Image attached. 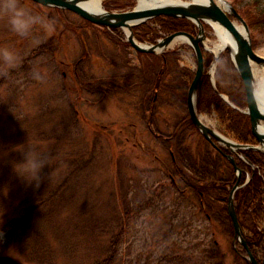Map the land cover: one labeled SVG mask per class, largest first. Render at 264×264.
<instances>
[{
	"label": "rangeland",
	"instance_id": "rangeland-1",
	"mask_svg": "<svg viewBox=\"0 0 264 264\" xmlns=\"http://www.w3.org/2000/svg\"><path fill=\"white\" fill-rule=\"evenodd\" d=\"M226 1L242 13L248 9L254 19L256 15L258 25L253 31L250 29L251 37L256 45L254 49L264 57V0ZM21 2L48 19L54 28L41 29L36 43L19 41L0 17V47L7 46L20 55L14 69L0 68V156H5L0 158V182L10 179L12 184L9 191L0 190V241L6 243L12 234V228L2 225L5 216L17 214L8 207L23 200L33 202L38 196H46L45 191L57 188L72 168L63 165V158L68 154L78 159L83 157L85 162L92 161L80 178L76 200L62 205L58 223L54 220L52 224L47 223L46 230L53 243L59 244L56 235L70 226L79 227L80 219L85 216L80 218L79 214L84 204L93 211L87 215L93 217L91 220H107V233L100 242L94 241L89 233L75 236L79 238L75 245L76 257L67 260L59 249L58 264H93L95 261L103 264H234L233 238L216 234L196 203L184 198L176 202L177 191L169 193L172 184L166 148L169 141H157L142 114L141 76L147 72V61L126 46L122 33L88 25L69 10L44 7L33 0ZM138 2L135 0L134 6L129 7L126 0H104L103 8L127 11ZM207 26L206 46L213 49L219 40L214 29ZM188 46L180 41L169 50H180L181 66L195 70V53ZM225 53L227 50L222 55ZM229 55L233 62L231 53ZM207 57L211 62L206 71L214 88L219 62L210 52H206ZM78 61L81 64L76 80L73 71ZM37 71L43 79L36 78ZM86 84L91 85L90 91L84 90ZM100 84L107 87L109 84L114 91L107 90L104 95L94 92L100 89ZM154 97L157 98L153 91L150 98ZM199 114L206 124L224 134L225 129L212 109ZM178 116L182 115L169 107V100L162 101L157 123L169 134ZM28 138L31 144L50 153L52 165L45 166V178L39 185L31 186L26 182L21 187L18 184L23 180L15 174L10 160L22 158V153L10 150H23L25 144L22 143ZM14 140L15 146L3 150L1 144ZM56 158L60 163L57 161L58 165L54 166ZM156 158L166 162V166ZM121 180L125 183L124 194H127L130 209L135 210L128 216L118 207L122 202L117 200V192L123 188ZM149 200L151 205L146 203ZM18 246L19 242L9 244L5 254L21 264H36L21 253ZM106 248L111 253H106Z\"/></svg>",
	"mask_w": 264,
	"mask_h": 264
},
{
	"label": "trees",
	"instance_id": "trees-1",
	"mask_svg": "<svg viewBox=\"0 0 264 264\" xmlns=\"http://www.w3.org/2000/svg\"><path fill=\"white\" fill-rule=\"evenodd\" d=\"M126 3L129 7H132L135 0H126ZM238 11L246 20L251 31L257 28L256 15L254 19L251 15L252 12L248 9L243 10V13L239 9ZM206 28H208L207 25ZM180 31L197 34L198 28L197 25L187 19L160 17L134 29L135 36L139 41L150 43H155L162 34L169 35ZM119 44L121 45L120 40H118ZM125 44L130 47L128 43ZM253 44L256 48L254 40ZM180 52V50L175 49L161 56L147 55L150 57L149 62L155 71L154 75H151V79L150 77L146 79L147 87L144 89L140 101L143 104L142 110L145 111L144 120L147 124L153 121V118L150 117V111L159 114L162 101L167 102L169 100V107L179 111L187 108V94L195 77V70L181 66ZM210 62L211 58L207 57L206 67ZM112 82H109V84L112 85ZM217 89L219 92L227 94L235 105L245 108L246 96L243 81L231 61L228 51L221 55L219 60ZM111 91L114 90L111 88ZM153 91L155 94L157 92L156 101L155 97L150 98ZM198 107L201 111L214 110L225 131L235 140L243 143H254L250 117L223 100L211 85L208 75L204 76L198 90ZM179 120H181L179 123L171 126L168 135L171 139L168 146H166L168 150L172 149L175 155V161L169 162L168 175L172 182L170 186L172 189L169 187V193L172 190L177 191V196L174 197L176 202L184 198L192 204L196 203L200 212L207 216L216 234L234 238V225L228 213V204L231 190L238 182V175L225 155L214 150L205 139L202 138L201 140V134L196 140L195 138L190 140L191 133L189 134L188 131L189 126L193 124L187 115ZM175 126L177 127L172 130ZM199 140L200 142L197 145L192 144ZM15 145L16 141L14 140L11 143L1 144V147L3 150H7ZM226 152L230 153L228 150ZM242 155L252 165L237 157V165L242 170L241 185L245 183L248 173L252 175V178L248 184L240 188L235 194L236 211L243 236L250 248L255 251L254 249L257 246L264 247V154L244 150ZM75 156H68L67 154L65 157L63 156L64 158L60 157V159L63 158V165L66 164L68 168H72L69 170L66 179L57 188L45 191L46 194L48 193L46 196H38L33 202L23 200L22 203L12 204L8 207L12 213L17 212V214L14 217L5 216L3 220L2 225L12 228V234L6 243L0 241V264H21L5 254L11 243L17 245L19 242L20 252L27 255L33 263L58 264L59 249L61 255L66 257L67 260L71 261L76 257L75 245L78 244L79 238L75 236L89 233L94 241L100 242L103 240L104 234L107 233V220H91L93 217H87V215H91L93 211L89 210L87 205L84 204L80 207L79 214L80 218L82 215L85 216L80 219L79 227L70 226L69 229L65 228L63 232L56 235L59 244L55 245L53 243L46 230L47 223L52 224L53 220L58 223L57 218H59V213L63 208L62 205L76 200L80 178L85 169L88 168L89 162L92 161L90 159L85 162L83 157L78 159ZM60 159L56 158L54 166L58 165L57 161L60 163ZM253 169L255 170L254 174H252ZM170 175L175 178V184ZM10 183V179L5 183L0 182V190L9 191L12 185ZM25 184L27 183L23 180L18 185L24 187ZM120 184L123 188L117 192V200H122V202L118 204V207L122 208L120 212L126 213L128 216L134 209H130V202L126 199L127 194H124L125 183L121 180ZM146 203L151 205L150 200ZM116 212H118L117 209ZM71 223L76 224L73 220H71ZM118 237H120V234ZM232 247L234 264H252L245 258L247 252L241 244H238V251L234 246ZM106 253H111V250L109 251L106 248ZM101 255H104V253L97 255V260H100ZM93 264H103V262L95 261Z\"/></svg>",
	"mask_w": 264,
	"mask_h": 264
},
{
	"label": "water",
	"instance_id": "water-1",
	"mask_svg": "<svg viewBox=\"0 0 264 264\" xmlns=\"http://www.w3.org/2000/svg\"><path fill=\"white\" fill-rule=\"evenodd\" d=\"M43 6L53 7L57 9L70 10L85 20L108 28L114 29H128L127 37L128 42L138 52L142 53H162L176 38H183L185 42L193 47L197 57V70L195 78L189 88L188 93V109L191 119L194 121L197 129H199L207 138H210L209 134H212L215 138H219V135L214 129H210L199 117L197 112V92L199 85L205 74V56L204 50L206 49L205 41L207 39L205 31V23L212 26L213 23H220L226 27L229 32L234 36L238 49L232 60L243 79L246 88V97L248 101V107L246 111H243L250 116L252 131L257 139L258 145L241 144L236 141L225 142V146L237 154L238 152L251 149L264 154V132L261 131V124L264 123V110L259 107L257 102V94L255 89V76L253 66L264 65V57L260 56L253 47L250 28L237 11V9L226 0H206L205 2H188L186 4L176 5H157L153 7H140L139 4L127 11L113 12L103 9L101 12H92L82 6V3L87 0H33ZM160 16H170L175 18H184L191 20L198 26V34L195 36L188 32H177L159 40L156 44L143 46L135 38L134 28L151 21ZM234 17V18H233ZM237 21L240 23L238 24ZM162 48L161 52L157 51V48ZM219 58V57H218ZM219 60V59H218ZM217 60V61H218ZM224 97V96H223ZM231 106L233 103L224 97ZM221 152H223L220 149ZM233 164L236 165L235 157L233 155H227ZM237 166V165H236ZM237 168V167H236ZM239 179L242 172L238 169ZM239 188L238 183L234 186L229 197L228 212L233 221L235 229L234 246L236 247L237 241H239L248 250V258L252 264H264V259L260 263L255 256L251 253L242 235V228L237 216L235 206V192Z\"/></svg>",
	"mask_w": 264,
	"mask_h": 264
},
{
	"label": "bare ground",
	"instance_id": "bare-ground-1",
	"mask_svg": "<svg viewBox=\"0 0 264 264\" xmlns=\"http://www.w3.org/2000/svg\"><path fill=\"white\" fill-rule=\"evenodd\" d=\"M103 1L104 0H87V1H85V2H83L82 3V6H84L86 9H88L89 11H92V12H101L102 10H103ZM206 0H192V2H205ZM139 6L140 7H153V6H157V5H165V4H169V5H176V4H186V3H188V2H185V1H183V0H139ZM160 17H170V16H160ZM160 17H157V18H160ZM157 18H155V19H157ZM172 18H175V17H172ZM155 19H153V20H151V21H154ZM176 19V18H175ZM178 19H184V18H178ZM188 20V19H187ZM191 21V20H190ZM192 22V21H191ZM147 23V22H146ZM194 23V22H193ZM143 24H145V23H143ZM195 25H196V23H194ZM206 23H205V31H206V36H207V39H206V41L208 40V32H207V30H208V28H206ZM209 25V24H208ZM210 26V25H209ZM249 26V25H248ZM138 27V26H137ZM157 27H158V25H157ZM213 29H214V31H215V33H216V36L218 37V43L216 44V46L213 48V49H211L210 47H206V51L207 52H210V53H212L213 55H214V57H215V60H218L220 57H221V55H222V53L223 52H225L226 50L230 53V51L232 52V55L234 56L235 54H236V52H237V49H238V45H237V42H236V40H235V38H234V36L231 34V32H229V30L226 28V27H224L223 25H221L220 23H213L212 24V26H211ZM105 28V27H104ZM108 28V27H107ZM136 28V27H135ZM134 28V29H135ZM250 28V27H249ZM129 31H128V29H122L121 30V32H119V33H122V35H123V37L125 38V41H127L128 40V37H127V33H128ZM181 32V31H180ZM137 39V38H136ZM116 40H118V39H116ZM137 41L140 43V44H143V46H149L150 44L148 43V42H146V43H142V41H139L138 39H137ZM180 41H184V39L183 38H176L174 41H173V43L171 44V47L172 46H174V45H176L178 42H180ZM206 41H205V43H206ZM127 43L130 45V47H131V44L127 41ZM157 51L158 52H161L162 51V48H160V47H158L157 48ZM140 57H142L145 61H147V63H148V65H147V67H145L146 69H147V72H145L144 73V75H142L141 76V82H142V85H143V87H144V89L147 87V83H146V79L148 78V77H150V79H151V75H154V73H155V71H154V69H152V64L149 62L150 60V57L149 56H147L149 53H142V54H139V52H137V51H135ZM162 53H164V51L162 52ZM219 57V58H218ZM206 59L207 58H205V61H206ZM217 62H219V60L217 61ZM205 66H206V64H205ZM236 67V66H235ZM237 69V68H236ZM253 70H254V76H255V89H256V98H257V102H258V104H259V107L262 109V110H264V65H255V66H253ZM238 71V70H237ZM195 75H196V72H195ZM205 75H207V71H206V69H205V74H204V76ZM242 81H243V79H242ZM104 84H100L99 85V87H100V89H102L101 91H95L96 93H103V95L107 92V90H109L110 89V86H109V84H108V87L106 86V85H104ZM243 88H244V92H245V96H246V88H245V85H244V82H243ZM214 89H215V91L220 95V97L223 99V100H225V98L224 97H227L228 98V100H230V98H229V96L227 95V94H223V93H221V92H219V90L217 89V86L215 85L214 86ZM188 93H189V90H188ZM224 96V97H223ZM105 97V96H104ZM187 101H188V94H187ZM187 101H186V110H180L179 112L181 113V115L182 116H178L176 119L177 120H175V123L174 124H176V123H179L181 120H179V119H181V118H184L186 115H187V117L191 120V122H192V126H189V131H188V133L190 134V133H198V134H201L202 135V137H201V140H202V138L203 139H205L209 144H210V146L214 149V150H216V151H220V149L223 151V153H221V154H224V152H225V150H226V144H225V142H228V141H231V139L230 138H228V136H229V134L226 132V131H224V134L222 133V132H220V131H218V130H216V129H214L212 126H209L208 124H207V126H209V128L212 130V129H214L215 130V132L219 135V138H215L212 134H209V136H210V138H207V136H205L199 129H197V127H196V125L194 124V121L191 119V116H190V113H189V109H188V103H187ZM226 101V100H225ZM246 104H245V108H247L248 107V101H247V97H246ZM227 102V101H226ZM230 102H231V100H230ZM228 104H230L229 102H227ZM231 103H233V102H231ZM235 107H237L238 109H236V110H238V111H240L241 112V110H244L245 108L244 107H239V106H237V105H234ZM197 112H198V115H199V117H200V114H199V112L201 111V110H199V107H198V101H197ZM213 112H215L214 110H213ZM201 118V117H200ZM159 117H156L153 121H151L150 123H149V126H150V133L152 134V136L154 137V138H158V139H162L163 137H165V136H168L169 134H167V132L166 131H163L162 129H161V127H160V125H158V123L157 122H159ZM202 119V118H201ZM202 121H203V119H202ZM218 121H219V123H221L220 122V120L218 119ZM204 122V121H203ZM205 123V122H204ZM161 124V123H160ZM162 124H163V122H162ZM164 124L166 125V127H168V123L166 124V122H164ZM206 124V123H205ZM177 126H175L174 128H172V130L173 129H175ZM252 128V127H251ZM260 128H261V131H263L264 132V123H262L261 124V126H260ZM225 129V128H224ZM252 135H253V137H254V143H243V142H240V141H238L239 143H241V144H248V145H258V142H257V139H256V137L254 136V134H253V131H252ZM223 139L225 140V142L223 141ZM200 142V140L199 141H197V142H195V143H192L193 145H197L198 143ZM245 150H251V149H245ZM226 153V152H225ZM240 154H242V153H240ZM234 157H235V161H236V165H237V157H240L241 159L244 157L243 155H239V154H237V155H233ZM230 162H231V160L230 159H228ZM172 161H175V159H171V160H169V162H172ZM168 162V163H169ZM231 164L233 165V168H234V170H235V172L236 173H238V170H237V168L238 169H240V167L237 165H235V164H233L232 162H231ZM237 167V168H236ZM241 170V169H240ZM255 173V170L253 169L252 170V174H254ZM251 178H252V175L250 174V173H248L247 174V177H246V180H245V183L244 184H242L241 185V179L242 178H240V179H238V186H239V188L237 189V191L240 189V188H242V187H244L246 184H248L249 182H250V180H251ZM236 183V184H237ZM235 184V185H236ZM236 191V192H237ZM236 192H235V194H236ZM235 206H236V203H235ZM242 235H243V232H242ZM245 241L247 242V240L245 239ZM247 246H248V248H249V250L251 251V253L253 254V256H255L256 257V259L261 263L262 261H263V259H264V247H262V246H257V247H255V251H253L251 248H250V246H249V244H248V242H247ZM243 248H244V250L247 252V255H248V250H247V248L245 247V246H243Z\"/></svg>",
	"mask_w": 264,
	"mask_h": 264
},
{
	"label": "clouds",
	"instance_id": "clouds-1",
	"mask_svg": "<svg viewBox=\"0 0 264 264\" xmlns=\"http://www.w3.org/2000/svg\"><path fill=\"white\" fill-rule=\"evenodd\" d=\"M0 17L4 18L9 31L19 41L36 43L40 39L38 33L41 29L51 31L54 28L48 19L25 7L21 0H0ZM19 61L20 55L16 50L7 46L0 47V68L4 70L14 69ZM35 76L37 79H43L39 71L35 73ZM22 144H25L23 150L15 148L10 150L22 153V158L10 160L14 172L28 184L39 185L45 178L43 175L45 166L52 165L51 155L40 147L31 144L30 138ZM3 157L5 156H0V158Z\"/></svg>",
	"mask_w": 264,
	"mask_h": 264
},
{
	"label": "flooded vegetation",
	"instance_id": "flooded-vegetation-1",
	"mask_svg": "<svg viewBox=\"0 0 264 264\" xmlns=\"http://www.w3.org/2000/svg\"><path fill=\"white\" fill-rule=\"evenodd\" d=\"M81 63L83 62V58L81 59V60H79ZM77 62L75 65H74V71H73V73H74V76L76 77V80H78L79 79V77H78V73H77V70H78V67H79V63L80 62ZM80 63V64H81ZM79 82V81H78ZM79 85V84H78ZM81 85V84H80ZM91 85L89 84V86L86 84V86L84 87V90L86 89V90H88V91H90V87ZM89 88V89H88ZM80 90H83L82 88H80ZM102 89H99L98 91H101ZM97 91V90H96ZM156 101V100H155ZM154 101V102H155ZM150 117H152L153 118V120L156 118V117H159V114L158 113H155V112H152V111H150ZM150 127V126H149ZM199 137V134L198 133H191L190 134V140H191V138L193 139V138H195V140L197 139ZM162 139H165L166 141H169L170 142V137H163ZM169 156L171 157V159H175V156H174V152H173V150L172 149H169ZM161 162V161H160ZM171 176V178H172V180H173V183L175 184L176 183V180H175V178L172 176V175H170Z\"/></svg>",
	"mask_w": 264,
	"mask_h": 264
}]
</instances>
